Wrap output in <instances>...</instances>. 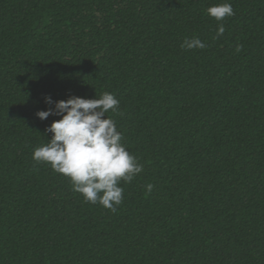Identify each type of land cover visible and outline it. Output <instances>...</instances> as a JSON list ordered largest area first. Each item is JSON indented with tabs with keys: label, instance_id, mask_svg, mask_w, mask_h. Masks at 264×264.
<instances>
[{
	"label": "trees",
	"instance_id": "obj_1",
	"mask_svg": "<svg viewBox=\"0 0 264 264\" xmlns=\"http://www.w3.org/2000/svg\"><path fill=\"white\" fill-rule=\"evenodd\" d=\"M222 2L0 0V264H264V0L216 39ZM105 91L144 165L115 213L32 158L46 96Z\"/></svg>",
	"mask_w": 264,
	"mask_h": 264
},
{
	"label": "clouds",
	"instance_id": "obj_2",
	"mask_svg": "<svg viewBox=\"0 0 264 264\" xmlns=\"http://www.w3.org/2000/svg\"><path fill=\"white\" fill-rule=\"evenodd\" d=\"M205 11L218 22L215 37L218 39L225 32L222 21L235 15L234 10L225 0L208 6ZM206 47L198 37L186 38L181 44L186 50ZM241 47L237 45L236 51ZM45 102L50 107L38 110L37 117L60 118L45 129L52 134L51 138L33 149V160L48 164L53 171L67 177L72 191L80 193L85 202L99 204L115 213L124 201L121 181L131 183L144 169L122 143L116 121L106 115L109 111L123 115L119 110L120 101L105 91L95 98L72 95L54 101L46 96ZM144 187L151 193L154 185L148 183Z\"/></svg>",
	"mask_w": 264,
	"mask_h": 264
}]
</instances>
